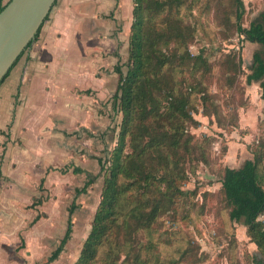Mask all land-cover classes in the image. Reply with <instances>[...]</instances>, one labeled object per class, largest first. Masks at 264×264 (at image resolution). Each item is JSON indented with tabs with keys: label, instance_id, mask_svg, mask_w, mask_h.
Instances as JSON below:
<instances>
[{
	"label": "crops",
	"instance_id": "crops-1",
	"mask_svg": "<svg viewBox=\"0 0 264 264\" xmlns=\"http://www.w3.org/2000/svg\"><path fill=\"white\" fill-rule=\"evenodd\" d=\"M132 23V0H57L1 84L0 264L69 258L70 208L100 177Z\"/></svg>",
	"mask_w": 264,
	"mask_h": 264
},
{
	"label": "rangeland",
	"instance_id": "rangeland-1",
	"mask_svg": "<svg viewBox=\"0 0 264 264\" xmlns=\"http://www.w3.org/2000/svg\"><path fill=\"white\" fill-rule=\"evenodd\" d=\"M172 1L171 12L151 19L147 27L164 31L165 38L177 33L182 36L163 47L165 56L178 55L165 76L171 77L176 91L191 95L196 123L188 124L187 129L192 144L179 156L182 172L175 183L177 190H172L176 196L171 206L156 193L145 194L141 200L137 185L121 180V190L130 189L124 198L127 211L142 204L151 208L158 202L164 208L147 229L115 230L94 264H257L254 258L264 261V253L250 241L247 228L230 220L221 179L225 168L238 169L253 160L252 150L264 136L260 83H246L254 55L259 53L264 59V48L238 34L233 0ZM243 2V26L248 28L264 11V0ZM150 7L153 11L154 4ZM187 57L180 65V59ZM115 113L101 155L105 170L101 166L100 177L79 202L74 215L75 238L70 241L65 264L78 261L92 230L109 168L106 161L118 145L122 122L118 106ZM260 220L264 222V214Z\"/></svg>",
	"mask_w": 264,
	"mask_h": 264
},
{
	"label": "trees",
	"instance_id": "trees-1",
	"mask_svg": "<svg viewBox=\"0 0 264 264\" xmlns=\"http://www.w3.org/2000/svg\"><path fill=\"white\" fill-rule=\"evenodd\" d=\"M132 1L133 23L128 71L122 78L116 95V102L122 113L118 145L110 160L106 161L109 168L106 170L107 177L101 202L91 233L75 264H94L101 248L115 230L147 229L156 219L157 213L164 208V205L158 202L151 208L149 204H142L127 211L124 198L130 189L121 190V180H132V184L137 185L136 192L141 200L145 194L156 193L170 206L174 203L176 193L172 190H177L175 183L182 172L179 156L182 157L183 148L192 144L187 129L188 124L196 123L192 116L191 95L187 91H176L171 77L165 76L167 68L174 66L178 55L172 53L170 57L165 56L163 47L181 40L182 36L177 33L176 36L165 38L164 31L154 28L151 32L147 27L151 19L171 12L173 1ZM233 3L238 34L244 41L264 48V11L246 28L243 26V0H233ZM151 4H154L153 11ZM6 6L7 4L3 5V0H0V13ZM38 36L39 33L37 38ZM188 59L189 57L180 59V65L185 64ZM249 70L251 73L247 76L246 83L248 86L260 83L261 98L264 101V59L259 53L254 55V62ZM189 90L193 92V89ZM260 129L264 131V121L260 123ZM129 151L131 152L128 153ZM184 152L185 155L188 154V149ZM252 152L254 159L246 161L241 168L224 169L221 190L230 207V220L247 228L250 241L264 253V222L260 220L264 214V136ZM147 162L149 169L146 167ZM104 164L101 165L103 171ZM97 179L98 177L91 179L77 194L87 193ZM78 208L74 202L70 208V216ZM120 218L123 220L117 225ZM72 226L70 217V226L63 245L72 234ZM254 262L264 264L263 260L256 258Z\"/></svg>",
	"mask_w": 264,
	"mask_h": 264
},
{
	"label": "water",
	"instance_id": "water-1",
	"mask_svg": "<svg viewBox=\"0 0 264 264\" xmlns=\"http://www.w3.org/2000/svg\"><path fill=\"white\" fill-rule=\"evenodd\" d=\"M57 0H11L0 13V85L37 34Z\"/></svg>",
	"mask_w": 264,
	"mask_h": 264
}]
</instances>
